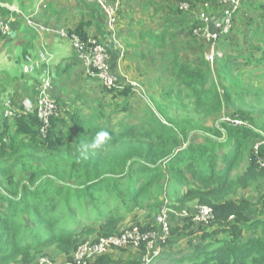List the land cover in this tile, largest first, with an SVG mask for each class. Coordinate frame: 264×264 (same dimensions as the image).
<instances>
[{"label": "trees", "instance_id": "trees-1", "mask_svg": "<svg viewBox=\"0 0 264 264\" xmlns=\"http://www.w3.org/2000/svg\"><path fill=\"white\" fill-rule=\"evenodd\" d=\"M161 1L166 5L160 4V0H146L148 5L155 3L163 14L164 23L157 29L141 25L142 21L134 26L131 22L120 26L122 13L119 8L115 11V41L120 38L124 45L120 60L125 72L139 65L141 58H153L157 50L162 49L163 62L154 80L159 87L163 86L160 93L138 94L130 84L112 89L101 87L98 79L86 75L74 52L84 68V76L100 85L96 96H89L84 102L89 111L95 108L92 119L90 115L71 114L68 112L72 108L70 105L51 96L60 115L53 117L47 133L41 134L35 112L25 113L22 108L9 120L3 117L1 108L0 264H9L19 258L26 262L31 254L51 245L60 247L65 254L74 246L71 255L69 253L71 262L79 244L99 238L75 242L87 235H81L86 225H76L77 209L92 210L102 227L107 228L116 224L121 209L142 204V199L148 200L147 203L153 199L150 211L157 210V217L159 196L167 182L182 190V195L177 197L178 203L203 198L201 203L212 210L213 217L204 225L196 224L192 216L182 215L181 224L171 225V230L186 238L188 250L163 261L170 264H264V188L256 204L247 200L218 199L219 189L236 179L244 162L246 166L241 170L244 173L233 184L249 187L255 182L264 183V147L256 148L257 143L252 146L262 137L251 128L219 121L224 117H238L258 125L257 118L252 117L258 116L255 107L247 113L242 109L232 111L231 102L233 98L245 101L246 96L263 102L264 89L260 84L252 81L246 87L237 70L243 67L240 59L248 64L264 61V49L260 45L264 34L257 36L264 28L260 23L252 24L253 19L249 17L246 25L251 27L256 39L252 41L241 36L239 42L240 28L232 24L242 7L245 11L240 17H245L246 11H261L263 6L254 7L256 0H245L232 16L228 32L219 37L211 51L210 44L195 31L204 27L199 15L216 16L209 8L222 9L221 0ZM113 2L110 0L108 4ZM179 2L187 3L189 9L180 10ZM93 4L108 33L105 13ZM261 21L264 22V13ZM168 26L180 31L181 42L168 44L179 37L170 36ZM211 29L218 31L219 27L213 24ZM67 32L88 37L79 29ZM218 47L221 52H216ZM238 52L246 56L240 58ZM254 52H259L260 56L255 58ZM108 54L110 60L111 55L119 58L118 51H108ZM110 60L108 64L114 74L115 64ZM41 74L39 81L44 76L43 71ZM55 76L50 70L51 86L56 81ZM252 76L263 77L259 70H254ZM133 102L146 107L151 105L153 110L142 109L138 116L131 109L135 107ZM199 109L201 115H197ZM261 129L264 130V124ZM100 130H107L111 137L103 149L82 150L81 144L92 141ZM220 136L222 138H218ZM156 217L158 228L154 231L160 232ZM167 224L169 228V215ZM165 241L159 240V246ZM168 244L169 240L164 246ZM141 246L148 253L146 243ZM142 250L138 252L140 257L144 255ZM111 255L105 254L88 264H114ZM159 257L160 250L153 260L155 264ZM40 259L50 264L46 256ZM139 262L140 259L128 264Z\"/></svg>", "mask_w": 264, "mask_h": 264}, {"label": "rangeland", "instance_id": "rangeland-1", "mask_svg": "<svg viewBox=\"0 0 264 264\" xmlns=\"http://www.w3.org/2000/svg\"><path fill=\"white\" fill-rule=\"evenodd\" d=\"M153 2V0H149ZM118 2V8L120 9V13H122V17L119 18V25L120 26H126L129 22H131L132 26L138 25L139 21H142L143 26H148V28L152 29H157L160 24L164 23L163 22V14L161 15L160 9L156 6L155 3L148 5L146 3V0H114V3ZM160 4H163L162 1L160 0ZM212 4V3H209ZM166 5V4H163ZM260 6L262 7L261 11H255V10H250L246 11L247 14L245 17H240L241 13L245 11V7H242L240 9V12L237 13V17L235 20H233V26L240 28L239 29V34L237 33V40L241 42V36H246L247 39H250L254 41L256 39V36H253V33L251 31V27L246 25V19L251 17L253 19L252 24L260 23L261 28H264V25L261 21V14L264 13V0H256L254 3V7ZM221 7L219 9H213L209 8L210 13H215L216 17L219 16L221 13ZM184 13V12H183ZM219 13V14H218ZM142 14H144L145 18H143ZM242 18L243 20H240ZM181 22V20H180ZM40 24V23H39ZM173 25L174 26H178ZM254 26V25H252ZM140 28V27H139ZM167 32H170V36L176 35L179 36L181 33L180 31L172 28L170 29V26L167 27ZM260 34H264L263 31H260L257 36H260ZM182 39L179 36L176 38L175 41H169L168 44H171L173 42H181ZM261 47L264 49V41H261L260 43ZM204 50H205V45L203 44ZM71 48V47H70ZM72 50V49H71ZM118 51V50H117ZM222 50L220 47L216 48V52H221ZM74 53V51L72 50ZM162 52V49L157 50L156 55H154L153 58L150 57H143L141 60L138 61L139 65H135V67L129 71L125 72L124 70L118 71L115 70L116 73H112L113 76L116 79V84L120 85L123 84L125 85V81L127 79H132L134 81H131V83H135L139 85L143 90L147 93V95L151 94V92L155 91L156 93H160L163 89V86L159 87V84L154 81L155 80V75L160 73V64L163 62L162 57L160 56ZM205 56L208 55L207 53H204ZM238 56L240 58H243L245 55L244 52H238ZM237 56V60H238ZM260 56V53L254 52V57L258 58ZM248 58H245V60H248ZM236 60V61H237ZM242 66L240 67L237 72L238 76L243 80L245 83L246 87L252 82L255 81L256 84H260V87L264 89V61L260 62H251V63H245L242 59H240ZM236 66H239V63L236 64ZM254 70H259V73L263 77L259 78H254L253 72ZM214 78L216 80V83H218L217 79V74L214 73ZM162 83V82H161ZM130 84V83H129ZM165 86V83H162ZM226 84V83H225ZM100 87L99 83H95V91H94V96H96L97 89ZM102 87V86H101ZM83 92L87 91V88L82 89ZM263 102H260L257 98L250 99L248 96H246L245 101H240L237 98H233L231 102V106L233 107L232 111L242 109L246 110V113L252 109L256 108L257 115H252L253 118H257L256 122L258 125H252L249 120L246 119L243 120L238 117L230 118V119H237L242 122V125L245 126L246 128H251L255 130V132L261 136L262 138L256 140L252 146H254L256 143V148L262 149L264 147V130L261 129V125L264 124V98ZM83 100H86V97L83 98ZM135 107H132L131 109L133 110V113L137 114L138 116H141V111L142 109L148 108L150 110H153V106L147 105L144 106L142 104H139L137 102H133ZM96 106V102L95 105ZM0 108H1V102H0ZM3 108V107H2ZM200 110V111H199ZM197 112V115L202 114V110L199 109ZM95 112V108L91 111H88V115H90L91 119L93 117V114ZM60 115V114H59ZM242 116V115H241ZM224 118H221L219 121L224 122ZM211 121H209L210 123ZM217 125V122H216ZM209 133V132H208ZM207 132L203 131V134H207V136H213L211 133L208 134ZM218 138H222L221 136ZM192 141V140H191ZM246 166V162L242 164V166L239 168V175H237L236 179H239L242 177V174L244 172H241V170ZM167 176V175H166ZM234 181H230L227 185L223 186L222 188L219 189L218 193V199L223 200V201H234V200H247L248 202L252 204H256L259 199L261 198L262 194V188H264V183L260 182H255L249 187H245L242 185L238 184H233ZM178 186L173 185L169 186L168 182L166 183V186L164 188V192L161 196H159L160 200V210L165 209L169 215V228H168V233L165 237L164 240H169V244L164 246L166 241L159 246V236L161 235L160 232L154 231L158 228V225L155 224V217L157 210L155 212L150 211L151 204L154 201L151 199L148 202V200L142 199L141 203L139 205H134L133 207L129 208L128 210H123L121 209L119 211V215L116 218L115 225L113 227H107L104 228L102 227V224H100L98 221L99 219H96L94 216V212L91 211H86L82 209H77L76 215V225L78 226H83L86 225L87 227L82 231V238L76 240L75 242L78 244L84 240H91L96 237H102L106 235L115 236L117 234H120L121 231L127 230V229H141L144 233H150L154 235V240L147 246L148 248V253L147 251L142 250V246L139 247V249L132 250L134 248H127L124 250H115L112 251L110 254L114 259V264H128V262L131 261H136L140 259L139 264H142V259L148 255L154 248L158 247L160 248V257L158 264H170L167 261H163L168 259V256L179 253V252H185L188 250L187 246V240L185 237H181L176 232H173L171 230L173 224L178 223L181 224L180 219H182V215L186 214L187 216H194L196 214L197 209L200 207H206L201 203L202 200H205L203 198L201 199H195V200H190L187 203H178V196L182 195V190L177 188ZM152 195L151 197H153ZM230 220H233V218H230ZM168 225V224H167ZM206 225V224H205ZM75 227V226H74ZM88 230V231H87ZM140 230V231H141ZM167 238V239H166ZM163 240V241H164ZM162 241V242H163ZM74 246L72 247V249ZM71 249V250H72ZM70 250V251H71ZM139 250H142L144 252V255H139ZM69 251V253H70ZM69 253L65 254L64 251L59 247H56V245H51L48 246L45 250L41 252H35L31 254L25 261L21 260L19 258L15 262H11L9 264H37L38 260L41 257L46 256L50 264H71L69 261ZM156 261H152L150 264H155Z\"/></svg>", "mask_w": 264, "mask_h": 264}, {"label": "crops", "instance_id": "crops-1", "mask_svg": "<svg viewBox=\"0 0 264 264\" xmlns=\"http://www.w3.org/2000/svg\"><path fill=\"white\" fill-rule=\"evenodd\" d=\"M11 11L26 15L36 11L34 20L46 28L81 30L86 36L103 43L107 53H116L118 50L119 58L111 55L109 60L111 64H115V70L124 69V63L120 60L125 51L122 40H114L115 43L111 41L98 9L91 0H0V14L8 17ZM12 15L11 33L0 40L1 108L5 100H10L16 111L23 108L25 100L33 103L41 72L48 69L57 76L51 86V96L70 105L72 108L68 112L71 114L88 115L89 109L84 106L83 98L94 95L95 82L84 76V68L76 59L69 43L53 34L38 35L25 26L20 14ZM34 75L36 77L32 78ZM134 80L127 79L125 85ZM84 88L87 91L83 92ZM96 100L97 98L94 101Z\"/></svg>", "mask_w": 264, "mask_h": 264}, {"label": "built area", "instance_id": "built-area-1", "mask_svg": "<svg viewBox=\"0 0 264 264\" xmlns=\"http://www.w3.org/2000/svg\"><path fill=\"white\" fill-rule=\"evenodd\" d=\"M106 15L105 24L108 29V34L115 40V11L118 9V2L108 4L110 0H92ZM245 0H221L222 5L221 15L218 17H209L204 13L199 15L200 20L204 23V27L195 31V34L203 37L211 47L218 41L219 37L226 34L230 28L231 18L240 8ZM178 7L180 10L187 11L189 6L185 2H179ZM12 14H20L22 22L25 26L34 33L40 34H53L54 37L69 43L71 49L75 52L78 59L82 62L85 73L92 79H98L102 87L112 89L117 87L116 79L111 73L108 60L109 56L103 44L97 42L96 39L91 37L81 38L75 33H69L66 30H55L46 28L34 20L36 11L29 13V15L22 14L19 11H11L8 17L0 14V37H5L11 33V23L14 18ZM219 27L218 31L211 29L212 25ZM212 53L210 55V58ZM44 76L40 79L36 90V97L32 103L29 100L23 102V110L27 112H35L40 123V133L46 134L50 127V120L53 117H58V107L55 101L51 98L50 88L51 81L49 77V70L43 72ZM130 86L138 94H145L139 85L130 82ZM17 116V111L11 106L10 100L3 102V117L5 119H13ZM224 122L236 127H242V122L237 119L225 118ZM186 215V214H183ZM212 210L206 206L198 208L196 214L192 216V221L196 224H208L212 219ZM168 213L165 209H161L156 217L157 223L160 225L159 240L163 241L168 233L167 227ZM154 240V235L144 233L137 229H127L121 231L117 236L99 237L94 241H86L79 244L72 255L71 264H88L89 262L108 254L112 250H121L127 248L137 249L142 243L148 246ZM159 246L154 248L148 255L142 259V264H150L159 254ZM47 263L46 259H40L37 264Z\"/></svg>", "mask_w": 264, "mask_h": 264}, {"label": "clouds", "instance_id": "clouds-1", "mask_svg": "<svg viewBox=\"0 0 264 264\" xmlns=\"http://www.w3.org/2000/svg\"><path fill=\"white\" fill-rule=\"evenodd\" d=\"M110 134L107 130H100L96 133L95 138L88 142L85 141L81 144V148L84 151H97L103 149V147L110 140Z\"/></svg>", "mask_w": 264, "mask_h": 264}]
</instances>
